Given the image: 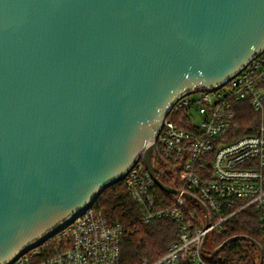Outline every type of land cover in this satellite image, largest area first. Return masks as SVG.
<instances>
[{
  "label": "water",
  "instance_id": "95a60500",
  "mask_svg": "<svg viewBox=\"0 0 264 264\" xmlns=\"http://www.w3.org/2000/svg\"><path fill=\"white\" fill-rule=\"evenodd\" d=\"M263 52L264 0H0V264L55 237L140 160L180 194L159 179L164 119ZM236 239L263 261L249 237L211 255Z\"/></svg>",
  "mask_w": 264,
  "mask_h": 264
},
{
  "label": "built area",
  "instance_id": "2783aa9c",
  "mask_svg": "<svg viewBox=\"0 0 264 264\" xmlns=\"http://www.w3.org/2000/svg\"><path fill=\"white\" fill-rule=\"evenodd\" d=\"M247 109L256 114V123L242 126ZM157 146L158 169L175 173L178 185L170 186L181 193L170 204L158 205L157 185L141 160L123 180L143 223L169 219L178 227L167 253L150 264H215L204 238L223 231L227 221L247 209L258 214L264 251V52L223 86L196 89L180 98L163 121ZM184 192L197 197L207 215L197 204L199 218ZM126 234L123 224L111 221L95 202L13 264H121Z\"/></svg>",
  "mask_w": 264,
  "mask_h": 264
},
{
  "label": "trees",
  "instance_id": "16d2710c",
  "mask_svg": "<svg viewBox=\"0 0 264 264\" xmlns=\"http://www.w3.org/2000/svg\"><path fill=\"white\" fill-rule=\"evenodd\" d=\"M244 113L247 121H241L242 126L256 123V114L249 109ZM158 168H161V164H158ZM174 176V172H165L159 174V179L166 185H178L173 181ZM154 194L160 206L168 205L174 199L173 194L157 186ZM96 204L100 205L111 221H120L127 231L122 240L121 264H144L145 261L150 264L166 254L169 246L178 238V227L172 220L163 219L148 225L140 220V207L128 195L124 181L103 191ZM188 205L198 213L199 218L202 217V210L196 203L188 201ZM223 227V231L214 230L209 236L214 250L233 237H249L262 246L260 220L253 209L238 213ZM211 261L215 264H264V251L261 262L260 251L254 243L236 239L229 242Z\"/></svg>",
  "mask_w": 264,
  "mask_h": 264
},
{
  "label": "rangeland",
  "instance_id": "374dc122",
  "mask_svg": "<svg viewBox=\"0 0 264 264\" xmlns=\"http://www.w3.org/2000/svg\"><path fill=\"white\" fill-rule=\"evenodd\" d=\"M205 246H206V249L208 251H214V248L212 246V239H211V237H209V239L207 240Z\"/></svg>",
  "mask_w": 264,
  "mask_h": 264
}]
</instances>
